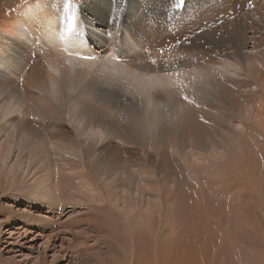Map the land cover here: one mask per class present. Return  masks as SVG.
I'll use <instances>...</instances> for the list:
<instances>
[{
    "label": "bare ground",
    "instance_id": "bare-ground-1",
    "mask_svg": "<svg viewBox=\"0 0 264 264\" xmlns=\"http://www.w3.org/2000/svg\"><path fill=\"white\" fill-rule=\"evenodd\" d=\"M149 1L0 0V182L24 179L11 188L52 213H8L13 234L29 217L43 225L31 240L54 241L60 206L83 197L135 221L168 198L156 169L203 179L244 139L264 142V25L255 35L250 0H166L161 11ZM229 10L248 22L203 28ZM198 194L189 205L202 216Z\"/></svg>",
    "mask_w": 264,
    "mask_h": 264
},
{
    "label": "rangeland",
    "instance_id": "rangeland-1",
    "mask_svg": "<svg viewBox=\"0 0 264 264\" xmlns=\"http://www.w3.org/2000/svg\"><path fill=\"white\" fill-rule=\"evenodd\" d=\"M194 1L196 5L202 6L205 2L207 6L213 7L214 3L218 4L217 1L221 0ZM166 4V0H150L145 6L153 5L161 11ZM249 4L252 7L243 14L248 18H254L260 24L254 29L257 35L262 32L261 27L264 25V20L261 21L264 18V0H250ZM181 13L179 9H174L169 13L168 18L177 19ZM227 14H216L218 17L221 16L219 21L215 22L216 24L210 21L203 28L207 30L209 26L220 27L229 22L234 24L239 21L238 16L231 10L227 11ZM161 21L164 24L167 22L164 19ZM242 22L248 21L240 20L238 23ZM234 98L232 103L236 106L238 103L236 104ZM224 112L232 115L229 110L225 109ZM254 139L251 138V144L244 139L240 142V147L230 146L232 148L229 154L227 150L226 157L217 161L220 163L216 162L217 167L215 164L214 170L211 168L212 173L209 169L203 173V179L202 177L190 179L186 177L187 175H181L182 171L173 167H170L169 171L163 166L160 167V162H156L157 168L163 169L162 171L156 169L162 179L156 186L168 198L155 208L154 213L145 212L135 221L134 217L121 221L119 214L103 207L104 203L97 205L94 204L95 202H86L83 196V201L65 202L60 206L58 213L60 216L56 214L55 217L58 222L63 221L65 227L58 228L57 223L53 224L50 234L57 235L54 236V241L43 237L31 240L36 237V233L43 225L40 224L41 222H33L29 217L22 219L25 220L24 222L16 221L17 225L19 222L21 226L25 225L24 228H18L19 235L13 234L14 230L8 226L9 224L2 222L8 213L10 215L14 212L16 214L38 212L42 215H52V213H46L47 205L39 203L33 196L24 194L26 193L24 190L11 188L23 187L24 179L19 182L20 185L15 181L11 184L6 181L2 184L0 182V264H264V168L262 167L264 162L260 156L264 152V142L261 138L256 137V141ZM262 146V150L259 149ZM250 153L252 155H249ZM238 156L243 158L240 159ZM227 158L230 159V163ZM224 160H228V164ZM233 163L236 167L232 166ZM249 164L252 170L248 168ZM168 175L176 179L171 181ZM3 180L0 177V181ZM201 184H204V190L201 189ZM60 185L61 190L69 191L70 186H64L62 183ZM197 194L204 199L205 212L202 216L200 207H197L199 208L197 210L189 205ZM172 197H176L175 202L172 201ZM174 213H178L179 216ZM173 215L175 217L177 215L178 222L174 221ZM184 217L192 220L193 224H188V227L183 226ZM77 218L81 220L78 221ZM196 229L200 236L194 234ZM56 251L60 252L59 256L55 255Z\"/></svg>",
    "mask_w": 264,
    "mask_h": 264
},
{
    "label": "snow or ice",
    "instance_id": "snow-or-ice-1",
    "mask_svg": "<svg viewBox=\"0 0 264 264\" xmlns=\"http://www.w3.org/2000/svg\"><path fill=\"white\" fill-rule=\"evenodd\" d=\"M177 4L179 6L183 5V0H177ZM69 16H68V26H67V31L71 32L73 30V26L76 20V10L72 8L71 6L68 7L67 9Z\"/></svg>",
    "mask_w": 264,
    "mask_h": 264
}]
</instances>
